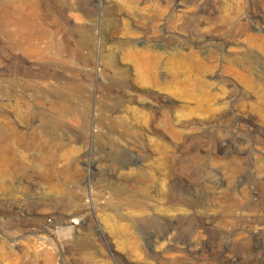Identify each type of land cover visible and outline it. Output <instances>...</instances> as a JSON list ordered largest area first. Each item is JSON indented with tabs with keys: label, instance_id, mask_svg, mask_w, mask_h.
Here are the masks:
<instances>
[{
	"label": "rangeland",
	"instance_id": "1",
	"mask_svg": "<svg viewBox=\"0 0 264 264\" xmlns=\"http://www.w3.org/2000/svg\"><path fill=\"white\" fill-rule=\"evenodd\" d=\"M0 264H264V0H0Z\"/></svg>",
	"mask_w": 264,
	"mask_h": 264
}]
</instances>
